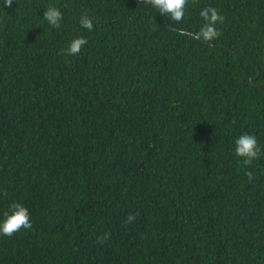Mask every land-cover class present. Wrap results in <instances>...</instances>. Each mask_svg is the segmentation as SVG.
Returning a JSON list of instances; mask_svg holds the SVG:
<instances>
[{
  "label": "trees",
  "instance_id": "16d2710c",
  "mask_svg": "<svg viewBox=\"0 0 264 264\" xmlns=\"http://www.w3.org/2000/svg\"><path fill=\"white\" fill-rule=\"evenodd\" d=\"M14 202L32 228L0 236V264H264V0H195L181 24L140 0H0V221Z\"/></svg>",
  "mask_w": 264,
  "mask_h": 264
},
{
  "label": "clouds",
  "instance_id": "9594fccd",
  "mask_svg": "<svg viewBox=\"0 0 264 264\" xmlns=\"http://www.w3.org/2000/svg\"><path fill=\"white\" fill-rule=\"evenodd\" d=\"M10 7L13 0H5ZM195 0H140L141 4L151 6L160 15L168 17L173 23L181 24L185 20V13L190 3ZM200 16L204 23L200 30L195 34L197 38L204 42H211L220 36L217 30V24H223L225 17L219 13V10L214 7H206L201 10ZM43 20L56 29L61 27V20L63 19L62 12L55 6H49L43 13ZM80 26L83 29L92 31L94 28L93 21L87 15L80 17ZM88 43L83 37H77L71 41L69 46L65 49V54L68 56L78 55L82 48ZM235 155L241 158L244 165L251 166L253 161L257 160L261 155V148L258 145L257 138L254 135L243 134L235 141ZM249 182L255 178L251 171L245 173ZM136 216L129 214L125 219V224L130 225L134 223ZM30 214L26 207L19 203H12L9 211L4 213L3 221H0V236L12 237L22 229H31ZM110 239V234L105 233L97 238V244H103Z\"/></svg>",
  "mask_w": 264,
  "mask_h": 264
},
{
  "label": "water",
  "instance_id": "95a60500",
  "mask_svg": "<svg viewBox=\"0 0 264 264\" xmlns=\"http://www.w3.org/2000/svg\"><path fill=\"white\" fill-rule=\"evenodd\" d=\"M259 76H260V71H259L258 75L256 76V78H258Z\"/></svg>",
  "mask_w": 264,
  "mask_h": 264
}]
</instances>
